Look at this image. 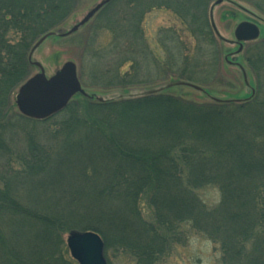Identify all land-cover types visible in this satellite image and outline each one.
<instances>
[{
  "label": "trees",
  "instance_id": "1",
  "mask_svg": "<svg viewBox=\"0 0 264 264\" xmlns=\"http://www.w3.org/2000/svg\"><path fill=\"white\" fill-rule=\"evenodd\" d=\"M71 4L74 0H0V238L14 236L11 248L17 250L20 236L36 250L28 263L13 254L11 262L51 264L47 260L52 258L78 264L56 238L74 230L98 233L106 252L117 250L140 264H154L189 221L194 234L214 242L221 232L232 244L264 237V87L239 104H199L160 92L106 102L79 95L62 113L44 121L14 113L13 95L30 72L34 44L57 27ZM155 9L172 10L203 41L197 42L192 60L183 50L189 45L182 34L167 32V52L183 47L178 51L183 64L173 65L177 73L191 83L202 74L211 75L208 60L215 55L203 43L215 41L204 1L112 0L99 16L111 37L103 53L118 58L119 72L97 77L110 78L113 72L112 80L128 87L145 85L151 65L159 70L158 60L151 63L143 28ZM98 34L92 31L90 37ZM250 53L247 62L260 79L264 45ZM128 64L130 72H121ZM22 125L44 127V138L30 133V144L17 155L6 137L15 140L13 134ZM18 159L26 168L24 176H18ZM17 180L28 185L23 187L29 205L18 206ZM210 189L221 194L216 207L201 196ZM144 199L153 206L155 229L143 218ZM225 240L220 242L227 252ZM262 243L256 245L263 248Z\"/></svg>",
  "mask_w": 264,
  "mask_h": 264
},
{
  "label": "rangeland",
  "instance_id": "2",
  "mask_svg": "<svg viewBox=\"0 0 264 264\" xmlns=\"http://www.w3.org/2000/svg\"><path fill=\"white\" fill-rule=\"evenodd\" d=\"M104 1L105 0H74V4H71L68 7L70 10L66 12V17L59 21L56 24L57 27L51 31L57 35L48 38L32 54V63H39L47 78L53 77L66 63L72 62L77 66L84 92L99 102L136 98L147 95L151 92H156L153 94H158L160 92L177 97H185L189 101L199 104H207L211 102L239 104L250 100L253 93L256 94V90H259V87L260 90L264 87V72L262 73V76L260 75L259 79V77L254 74L250 64L246 61V58H250L253 54H246V50H251L252 52L259 40L244 43L243 46L245 47V51L243 54H237L239 46L237 45V40L234 36L236 28L243 22H256L261 19L252 4H244L241 0H222V3L220 4H218L220 0H202L206 4V12L204 13V16L211 26L209 28V33L213 30L212 22H214L217 29V34L215 33L216 35L212 31L215 43L203 44L211 56L214 57L215 55L216 59L214 57V59L208 60V64L211 65L212 68L211 70L208 68L211 75L205 76V74H202L197 83L187 82L183 79L181 74L177 73V70L173 65L175 61L179 64H183L182 58L178 53V51H182L183 47L177 46L176 48L172 46L167 52L165 46L170 43L166 41L165 36L168 31L182 34L184 42L189 45L187 47L188 51L185 48L183 50L185 53L191 54L192 60H194L196 55L195 47L198 42L196 39L197 37L195 38L193 29L190 32V29L187 26V24L190 25L189 23L183 24L172 10L166 9H155L146 16L143 23L147 45L152 53L150 56L151 63L158 60L160 62V68H158V66L156 68L160 71L154 70L153 65H151L152 74L146 71V74L144 75L145 85L141 84L128 87L121 86V84L114 81V79L112 80L111 75L113 72L108 74V76L110 75V78L106 76L104 78L97 77L100 76L98 74L100 72H102V74L107 71L119 72V68H116L117 66L115 65L117 64L115 62L118 58L103 53V49L109 46L111 37L109 34L110 31L107 29L104 31L103 29L106 28L107 24L106 22L103 23L101 21L99 16L101 13H98L93 17L84 27L80 28L77 33L71 36H62L71 31L75 26L79 25L89 12ZM251 2L256 4L258 0H251ZM119 6L120 5H118V7ZM118 7L114 12L117 11ZM194 11L196 14L195 9ZM260 24L264 30V20H262ZM99 27L100 29L96 30V28ZM58 31L61 33L58 34ZM92 31L94 35L97 32L99 33L97 37H94L93 35L90 37ZM202 42L203 41L199 40L198 44H201ZM36 44H34V46ZM170 50L172 55L170 54ZM174 54H176L178 58L175 59L173 57ZM211 60L213 61L211 62ZM170 64L171 68L168 69ZM145 70L147 69L145 68ZM120 71L130 72L129 64L123 66ZM40 72L41 71L36 66H31L30 72L22 85ZM131 72L133 73L132 75L136 73L134 70H131ZM180 84L194 85L201 88L202 91H198L188 86H179ZM20 87H18L13 95V103L15 106L13 111L18 116L21 114L16 104V98ZM22 126L23 128L18 126V131L13 134L18 143L13 140L14 143L12 144V139L6 137V142L10 144V151L17 155L18 150L24 149V147H27L30 144L27 135L32 133L33 135L38 134L43 136L44 134V127H34L32 125ZM9 133L10 131L7 133L8 137L13 138ZM34 140H36V137H34ZM37 141L44 143V139H37L36 142ZM5 158L6 157L2 158V160ZM15 165L18 168V176H24L23 170L26 168L23 167L21 160L18 159V165L17 163H15ZM21 182H18V194L20 195L18 198V201L20 200L18 206L19 204L24 206L29 205V194L23 187L25 186L27 188L28 185H23ZM0 190H2L1 186ZM201 196L213 207H216L221 200V194L218 189H210L202 192ZM140 207L148 228L155 229L157 223L153 206L149 204L147 199H144L141 201ZM189 223H191V221H189ZM189 223H185L181 229L177 237L178 240L174 243L175 245H171L167 251H162L154 264H264V253H260L264 250V243H262L264 237H261L263 235H255L259 237L254 238L252 241L248 240L246 242L245 240L243 245H241V243L232 244L228 239L229 237L225 240L226 236L221 232L217 233L220 237L218 241L214 242L209 238L194 234L193 230H195V228ZM237 224L241 225V222H238ZM78 231L83 232L81 230ZM69 233H64L61 234V236L59 235L56 237L60 249H62L61 241L68 249L67 238ZM4 237V241L0 238V264H13L10 260L11 254L21 256L18 259L24 263L32 261L33 253L36 252L34 244L31 245L30 242L27 241L28 239L22 240V237L18 236L17 244L19 249L17 247V250H14L11 248L10 243V239H13L14 236L11 237L9 235V237ZM222 239L225 240V246L228 249L227 252L224 251V246L220 242ZM261 243L263 248L259 247ZM255 247L258 249L257 251L255 250ZM237 249L240 251H237ZM51 250L52 249L50 248L49 251ZM105 254L108 264H140L136 259L114 249H107ZM65 255L67 258V253ZM56 260L57 261L51 258L47 260V263L63 264L61 260Z\"/></svg>",
  "mask_w": 264,
  "mask_h": 264
},
{
  "label": "water",
  "instance_id": "3",
  "mask_svg": "<svg viewBox=\"0 0 264 264\" xmlns=\"http://www.w3.org/2000/svg\"><path fill=\"white\" fill-rule=\"evenodd\" d=\"M111 0H105L97 5L86 17L67 34L70 36L76 33L81 27L85 26L107 3ZM222 3V0L218 4ZM61 32L58 31V34ZM57 35L49 33L44 36L35 46L33 52L40 47L49 37ZM236 39L238 42H250L259 38V30L255 25L243 23L236 29ZM32 52V54H33ZM41 69V72L29 79L19 89L16 98V104L20 114L28 119L44 121L63 112L71 100L77 95H87L78 75L77 66L72 63H66L60 71L53 77L47 78L42 66L34 63ZM179 86H188L198 91L201 88L180 84ZM156 92H151L153 94ZM67 246L71 257L78 264H108L105 257V243L102 237L94 232L72 231L67 238Z\"/></svg>",
  "mask_w": 264,
  "mask_h": 264
},
{
  "label": "flooded vegetation",
  "instance_id": "4",
  "mask_svg": "<svg viewBox=\"0 0 264 264\" xmlns=\"http://www.w3.org/2000/svg\"><path fill=\"white\" fill-rule=\"evenodd\" d=\"M112 1V0H111ZM110 1V2H111ZM244 4H252L254 6V9L256 12H258V15L260 16V20H264V0H258V2L256 4H254L253 2H251V0H241ZM233 16V14H232ZM260 20H257L256 22L254 21H248V22H243V23H249V24H252V25H255L258 30H259V38H258V44H256V46H262L264 45V30L261 26V21ZM242 24V23H241ZM237 29V28H236ZM236 30L234 32V36H235V39H236ZM246 43V42H238L237 41V45L239 46V51L237 52L238 55L240 54H243V52L245 51V47L243 46V44ZM236 54V55H237ZM246 54H248V50H246ZM246 61H247V58H246Z\"/></svg>",
  "mask_w": 264,
  "mask_h": 264
}]
</instances>
